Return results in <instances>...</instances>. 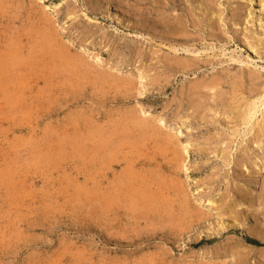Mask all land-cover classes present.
Segmentation results:
<instances>
[{
	"label": "rangeland",
	"instance_id": "374dc122",
	"mask_svg": "<svg viewBox=\"0 0 264 264\" xmlns=\"http://www.w3.org/2000/svg\"><path fill=\"white\" fill-rule=\"evenodd\" d=\"M260 4L0 0V264H264Z\"/></svg>",
	"mask_w": 264,
	"mask_h": 264
},
{
	"label": "bare ground",
	"instance_id": "6f19581e",
	"mask_svg": "<svg viewBox=\"0 0 264 264\" xmlns=\"http://www.w3.org/2000/svg\"><path fill=\"white\" fill-rule=\"evenodd\" d=\"M41 4V9H43V8H46L48 5H47V3L46 2H41L40 3ZM207 4V3H206ZM253 4V3H252ZM208 7V6H207ZM252 7V6H251ZM257 7V6H256ZM258 8H259V11H260V13H261V21L263 22V19L262 18H264V0H261V4H260V7H257V8H255V10H258ZM251 10H252V8H251ZM255 10H253V11H255ZM259 11H258V13H259ZM252 13L253 12H251V15H252ZM254 13H257V12H254ZM250 15V16H251ZM259 16V15H258ZM260 24H262V23H260ZM263 26H264V24H262ZM17 52V51H16ZM8 68V67H7ZM11 68V67H10ZM6 69V68H5ZM8 70V69H7ZM11 70V69H10ZM14 73V72H13ZM0 75H1V77L3 76V72H2V70L0 71ZM6 75V74H5ZM11 75V74H10ZM10 78V77H9ZM7 79V78H6ZM11 79V78H10ZM13 79V78H12ZM9 81V80H8ZM11 82V81H10ZM5 83V82H4ZM12 83V82H11ZM13 84V83H12ZM14 86H15V84H14ZM7 88H8V86H7ZM4 89H6V88H4ZM16 89V88H15ZM10 91V90H9ZM8 91V92H9ZM12 91V90H11ZM16 91V90H15ZM18 93V92H17ZM263 93V92H262ZM6 94V93H5ZM12 94H14V93H12ZM11 94V95H12ZM6 95H10V93L9 94H6ZM14 96V95H13ZM248 101V100H247ZM12 103V102H11ZM248 105H249V103H248ZM264 105V96H262V97H260L257 101H255L254 103H252V104H250L249 106L250 107H248V111H246L247 113H246V115H245V118H244V123L245 124H247V123H250V122H252V120L257 116V114H258V112L260 111V108H261V106H263ZM264 112V111H263ZM263 116H264V114H262ZM4 119V118H3ZM89 119V118H88ZM263 119V118H262ZM116 120V119H115ZM257 120V119H256ZM241 122V121H240ZM263 122V121H262ZM261 122V123H262ZM256 125L258 124V122H256L255 123ZM241 126V125H240ZM258 127L256 128L254 125H253V127H252V129H251V131L253 130V129H256L257 130V135H260V134H263L264 133V125H262V124H258L257 125ZM16 129V128H15ZM102 129V128H101ZM97 132V131H96ZM103 134V133H102ZM256 134V133H255ZM148 136V135H147ZM260 137V136H259ZM77 139V138H76ZM79 139V138H78ZM80 139H82V138H80ZM123 139V138H122ZM83 140V139H82ZM117 141V140H116ZM101 143V142H100ZM102 143H103V141H102ZM108 144V143H107ZM124 144V143H123ZM117 148V147H116ZM114 149V148H113ZM109 150V149H108ZM99 151V150H98ZM105 159V158H104ZM264 167V165H262V164H260L259 166H258V164H257V168H258V172H260L261 170H262V168ZM99 172V171H98ZM102 175V174H101ZM94 178V177H93ZM110 181V180H109ZM111 181H113V180H111ZM93 182V181H92ZM112 184V183H111ZM117 186V185H116ZM112 187H113V185H112ZM111 188V187H110ZM94 189V188H93ZM116 189V188H115ZM94 191V190H93ZM120 191V190H119ZM90 193H91V191H90ZM97 193V192H96ZM104 197V196H103ZM114 197H116V196H114ZM145 197V196H144ZM105 198H106V196H105ZM117 198V197H116ZM107 201H113V197H112V193L110 194H108L107 195ZM104 204V203H103ZM138 206V205H137ZM143 206V205H142ZM150 206V205H149ZM183 208V207H182ZM169 213V212H168ZM104 214V213H103ZM223 227H224V225H223Z\"/></svg>",
	"mask_w": 264,
	"mask_h": 264
}]
</instances>
